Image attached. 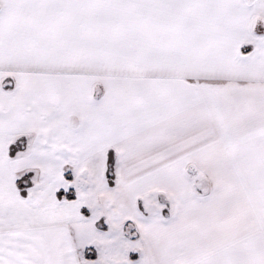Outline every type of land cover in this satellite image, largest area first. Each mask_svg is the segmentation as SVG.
Returning <instances> with one entry per match:
<instances>
[{
	"label": "snow or ice",
	"instance_id": "snow-or-ice-1",
	"mask_svg": "<svg viewBox=\"0 0 264 264\" xmlns=\"http://www.w3.org/2000/svg\"><path fill=\"white\" fill-rule=\"evenodd\" d=\"M0 264H264V0H0Z\"/></svg>",
	"mask_w": 264,
	"mask_h": 264
}]
</instances>
